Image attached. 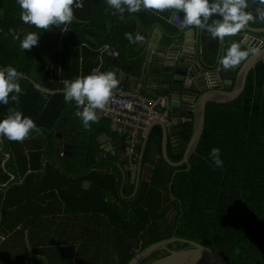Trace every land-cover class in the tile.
Returning a JSON list of instances; mask_svg holds the SVG:
<instances>
[{"label":"trees","instance_id":"trees-1","mask_svg":"<svg viewBox=\"0 0 264 264\" xmlns=\"http://www.w3.org/2000/svg\"><path fill=\"white\" fill-rule=\"evenodd\" d=\"M76 1L70 24L45 31L20 19L17 0H0V68L11 65L25 74L19 80V103L10 94L8 105L0 103V120L16 108L39 129L22 142L0 137V264H129L141 250L171 237L209 247L230 264H264V62L249 74L237 100L208 104L205 131L189 165H168L162 129H153L144 159L152 168L128 199L134 184L122 193L121 169L99 159L101 140L115 134L110 120L100 118L85 129L75 102L66 103L58 91L65 79L86 76L94 68L105 71L108 66L97 53L102 47L109 45L116 54L128 51L131 41L125 34L135 36L131 23L177 32L167 20L184 14L142 8L137 13L125 9L121 17L107 0H83L81 8H75ZM28 32L40 38L24 51L13 37L23 39ZM201 42L202 52L215 57L220 40L201 30ZM31 77L39 82L33 84ZM65 125L76 128L72 157L50 150L60 149L54 134ZM192 130L193 123H187L180 139L170 141L173 162L183 158ZM212 148L220 149L222 167L213 164ZM165 255L167 250L158 251L141 264Z\"/></svg>","mask_w":264,"mask_h":264},{"label":"water","instance_id":"water-1","mask_svg":"<svg viewBox=\"0 0 264 264\" xmlns=\"http://www.w3.org/2000/svg\"><path fill=\"white\" fill-rule=\"evenodd\" d=\"M249 13L261 22V26L255 27L248 22L237 35L225 37L221 41L222 49L219 58L231 43L239 44L242 50H256L255 54H250L246 61H242L235 69H232V76L228 75L229 70L223 69L219 62L214 67L205 65L201 61L197 42L194 50H191L189 44H186V39L180 40L185 31L173 36V42H171L162 39L163 34L156 26L151 29L149 26L136 28L134 25L131 29L132 32H137L133 37L135 42H132V44L136 43L134 52L130 53L132 49L130 48V54H128L125 48L117 53L119 61L110 62L111 68L117 67L112 72L115 75L122 74L119 82L128 83L130 91L142 93L152 99L160 98V111L165 114V121L154 122L143 138L137 176L133 177L135 188L130 199L135 197L139 189L142 160L153 129L155 127L162 129L161 150L165 162L176 168L189 165L205 131L208 104L212 102L227 104L237 100L245 90L249 74L259 63L264 62V20L257 18L253 5ZM181 21L180 19L175 24L181 28L180 30H184L186 28ZM138 35L142 39L136 40ZM167 36L170 37V35ZM190 122L193 123V130L183 158L179 162H173L168 154L170 139L176 135L178 138L184 124ZM73 136L72 130L60 132L56 136V139H63L62 150L68 157L73 156ZM122 144L123 137L114 134L112 147H120ZM119 158L118 166L123 173L122 193H124L125 180L130 176V172L126 170L129 166L126 155L121 153ZM178 172L175 171L173 176ZM176 242L190 247L178 251L168 250V246ZM161 250H167L168 254L147 264H230L223 255L211 248L177 237L164 239L146 247L136 254L129 264H141L150 255Z\"/></svg>","mask_w":264,"mask_h":264},{"label":"clouds","instance_id":"clouds-1","mask_svg":"<svg viewBox=\"0 0 264 264\" xmlns=\"http://www.w3.org/2000/svg\"><path fill=\"white\" fill-rule=\"evenodd\" d=\"M74 2L75 0H17L21 8L20 19L25 24L45 31L52 26L70 24L74 19ZM107 4L118 10L121 17L125 9L129 13H137L142 8L159 13L169 9L176 10L184 14L181 21L184 26L206 30L213 39L221 41L225 37L237 35L253 20V16L246 11L250 6L249 0H107ZM251 4L255 6L257 18L264 20V0H251ZM214 16L219 18L212 19ZM61 31L68 30L64 28ZM125 35L129 41L135 42L132 35ZM13 38L20 41L19 47L22 50L30 51L33 46L38 45L40 37L35 32H28L23 39L19 35ZM135 39L140 40L142 37L138 35ZM255 51L242 50L239 44L231 43L224 49L218 62L225 70L233 69L246 61L250 54H255ZM21 78V73L11 65L0 68V103L8 105L10 94L11 100L19 103V95L22 93L19 83ZM62 83L65 102H75L76 107L81 109L77 116L82 120L84 128L90 129L91 123L99 122L97 110L102 111L108 105L114 90L118 88L119 80L111 71L94 68L86 76L65 79ZM33 130L39 131L35 121L16 108H10L9 114L0 120V136L10 141L22 142ZM209 155L216 167L223 166L220 149L212 148Z\"/></svg>","mask_w":264,"mask_h":264},{"label":"built area","instance_id":"built-area-1","mask_svg":"<svg viewBox=\"0 0 264 264\" xmlns=\"http://www.w3.org/2000/svg\"><path fill=\"white\" fill-rule=\"evenodd\" d=\"M82 2L83 0H77L75 8H81ZM77 5L81 6L77 7ZM11 33L15 34L16 31L11 30ZM18 72L21 73L22 78L25 77L24 73ZM43 92L48 94V91ZM160 107V98L151 99L139 92L130 91L124 85H118L108 105L102 111L97 110V114L100 118L110 120L113 133L128 136L135 145L144 138L154 122L165 121V114L160 111ZM63 155L64 153H59L60 157Z\"/></svg>","mask_w":264,"mask_h":264},{"label":"crops","instance_id":"crops-1","mask_svg":"<svg viewBox=\"0 0 264 264\" xmlns=\"http://www.w3.org/2000/svg\"><path fill=\"white\" fill-rule=\"evenodd\" d=\"M171 18H170V20H167L168 25H174V27L176 28L177 32H171V31H168L167 29H162L159 25H156V27H159L160 32H162V34H163L162 35V39L163 40H168V41L170 40L171 42H173V36H177V35L181 34L182 31H185V34L180 37V40L182 41V40L186 39V41H187L186 44H189V47H190L191 50H194V47L196 46V42H197V44L199 45V52H200L199 54H200V57H201V61L203 63H205V65H207L209 67L216 66L217 62H218L219 54H220L221 49H222L221 40H220V44H219V47H218L219 50H218L216 56L212 57V56L206 55L205 53L202 52L201 29H199L197 27H194V26H185L186 29L180 30L181 28L178 27L175 23L179 22L180 19L182 20L183 16L181 14L176 13ZM253 19L256 20L255 18H253ZM134 25H135L136 28H138V26H139L136 23H131L128 26L130 31H131L132 28H134ZM140 27H142V26H140ZM151 29H152V27H151ZM136 33H135V35H136ZM167 35H170V37H168ZM101 38H102V36H100V35L97 36V39H101ZM83 46H84L83 48H89L90 49L89 45L88 46L83 45ZM135 46H136V43L132 44V42H130L129 49L132 48L130 53L134 52ZM129 49H128V54H130L129 53ZM97 53L102 54V62H101V64L102 65L107 64V66H108V67L106 66L107 68L105 69V71H111L112 72L113 69H115L116 66L111 68L112 66L110 65V62H112V61L114 62V61L118 60V54L113 53L112 51H110V46L109 45H106V46L102 47L100 50H97ZM228 72H229L228 75L232 76V74H233L232 73V69H229ZM120 76H122V74L121 75L120 74L116 75L118 80L120 79L119 78ZM119 85H124V86H126V88H129V84L128 83L122 84V83L119 82ZM58 92H63V91H58ZM48 94L53 95L55 93L48 91ZM140 94L145 96V97H148V96H146V95H144L142 93H140ZM176 137L177 136L171 137L170 141H174ZM109 141L110 140H109L108 136L103 137V139L101 140L102 144H104L103 146H105V144H107ZM50 150L53 153H57V152L61 151V148H60V150H55V149H52V148Z\"/></svg>","mask_w":264,"mask_h":264},{"label":"flooded vegetation","instance_id":"flooded-vegetation-1","mask_svg":"<svg viewBox=\"0 0 264 264\" xmlns=\"http://www.w3.org/2000/svg\"><path fill=\"white\" fill-rule=\"evenodd\" d=\"M256 20H258V19H256ZM260 26H261V24L259 26H255V27H260ZM263 38H264V36H263ZM186 124L187 123L184 124V128H183L182 133L184 132ZM73 128H74V125H65L64 129H62L61 131H57L54 134V137H56L60 132H64L66 130H72L74 132L76 130V128H74V129ZM182 133H180L178 135V138H175L174 141H178L180 139ZM120 136L123 137V144L120 147H112L111 142L113 141L114 135L112 134V135L108 136L110 141L107 144H105V146H102V150L104 153L99 156V159H102V158H104L106 160L108 159L109 161L117 164V166H118V164L120 162V158H119L120 154L122 153V154L126 155V162L128 161V165H129L126 170L128 172H130V176L127 178V180H125V190H126V187H129L132 184H134V188H135V182L133 180V177L137 176L138 167L140 164V152H141L140 147H142L143 139L134 145L128 136H123V135H120ZM63 138H64V136H63ZM73 138H74V144L73 145H75V143H76L75 132H74ZM56 140L60 143V145L58 147H60L61 151H63L62 150L63 139H56ZM125 140H126V143H125ZM58 150H60V149H58ZM73 152H74V149H73ZM64 156H65V154H64ZM144 159H145V156L142 160V171H141L140 184H141L142 180L146 179L148 173L150 172V169L152 168V165L149 163H146ZM111 169L112 168H108L107 170H111ZM121 172H122V170H121ZM134 173H135V175H134ZM122 180L124 183L123 177H122ZM123 183H122V185H123ZM121 190H122V187H121ZM130 197H128V199H130ZM125 201H126V199H125ZM168 250H171V249L168 248ZM174 251H177V250H174ZM167 254H168V251H167ZM152 261H150V262H152ZM147 263H149V262H147ZM147 263H145V264H147Z\"/></svg>","mask_w":264,"mask_h":264},{"label":"rangeland","instance_id":"rangeland-1","mask_svg":"<svg viewBox=\"0 0 264 264\" xmlns=\"http://www.w3.org/2000/svg\"><path fill=\"white\" fill-rule=\"evenodd\" d=\"M31 80H32V83H33V84H37V83L39 82V81H38V79H37L36 77H31ZM0 137H1V136H0ZM56 145H58V146H59V145H60V143H59V142H57V143H56ZM31 146H32V145H27V149H28V150H31V149H32V147H31ZM60 159H62V158H59V160H60ZM63 159H64V160H66V159H67V157H64ZM171 250H172V249H171Z\"/></svg>","mask_w":264,"mask_h":264}]
</instances>
